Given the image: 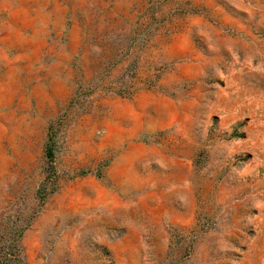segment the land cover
Segmentation results:
<instances>
[{
  "label": "rangeland",
  "instance_id": "1",
  "mask_svg": "<svg viewBox=\"0 0 264 264\" xmlns=\"http://www.w3.org/2000/svg\"><path fill=\"white\" fill-rule=\"evenodd\" d=\"M0 264H264V0H0Z\"/></svg>",
  "mask_w": 264,
  "mask_h": 264
}]
</instances>
